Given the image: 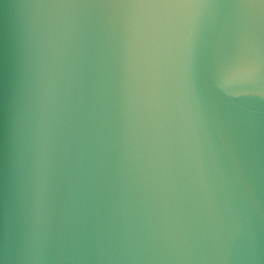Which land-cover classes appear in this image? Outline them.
<instances>
[{"label":"water","instance_id":"1","mask_svg":"<svg viewBox=\"0 0 264 264\" xmlns=\"http://www.w3.org/2000/svg\"><path fill=\"white\" fill-rule=\"evenodd\" d=\"M0 264H264V0H0Z\"/></svg>","mask_w":264,"mask_h":264}]
</instances>
